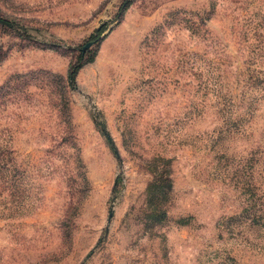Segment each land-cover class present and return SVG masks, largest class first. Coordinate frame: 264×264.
<instances>
[{
    "label": "rangeland",
    "instance_id": "obj_1",
    "mask_svg": "<svg viewBox=\"0 0 264 264\" xmlns=\"http://www.w3.org/2000/svg\"><path fill=\"white\" fill-rule=\"evenodd\" d=\"M0 20V264H264V0Z\"/></svg>",
    "mask_w": 264,
    "mask_h": 264
},
{
    "label": "trees",
    "instance_id": "obj_2",
    "mask_svg": "<svg viewBox=\"0 0 264 264\" xmlns=\"http://www.w3.org/2000/svg\"><path fill=\"white\" fill-rule=\"evenodd\" d=\"M106 29V23H103L101 26H99L94 34H92L89 38V40L93 41V44L96 43L97 41H99V38L101 36V34L105 31ZM53 46L55 47V44H53ZM82 52V51H81ZM84 53V52H82ZM93 60V58H89L86 61H83L82 56L80 55L78 58L79 63L78 64H72L69 67L67 76L64 77H59L57 76V78H59L58 80L60 81V88L63 90V93L65 94V90H66V86H69L70 88H75V84H76V73L78 71V69L80 68L82 63H85L87 61H91ZM9 86V82H6L4 85L0 86V96H4V94L6 93V90Z\"/></svg>",
    "mask_w": 264,
    "mask_h": 264
},
{
    "label": "water",
    "instance_id": "obj_3",
    "mask_svg": "<svg viewBox=\"0 0 264 264\" xmlns=\"http://www.w3.org/2000/svg\"><path fill=\"white\" fill-rule=\"evenodd\" d=\"M0 21H1V20H0ZM92 44H93V41H91V40L87 41V42L84 44V46L82 47V52H84V51L86 50V48L90 47ZM100 124H101V128H102V130L105 132V134H106L108 140L111 142L112 140H111V138H110V135H109L108 133H106L105 125H104L103 123H100ZM111 215H112V212L109 214V218L111 217Z\"/></svg>",
    "mask_w": 264,
    "mask_h": 264
}]
</instances>
